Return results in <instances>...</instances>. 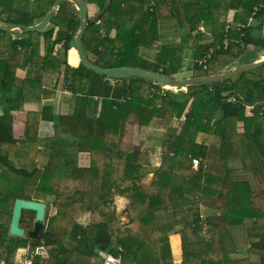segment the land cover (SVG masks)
I'll return each instance as SVG.
<instances>
[{
  "label": "trees",
  "instance_id": "1",
  "mask_svg": "<svg viewBox=\"0 0 264 264\" xmlns=\"http://www.w3.org/2000/svg\"><path fill=\"white\" fill-rule=\"evenodd\" d=\"M105 1L85 0L97 13ZM70 4L45 31L20 39L0 31V261L17 264L22 250L44 245L37 264H104L89 245L107 236L120 264H264V65L167 94L146 79L100 75L69 60L80 26ZM261 4L254 26L237 29ZM51 8L50 0H0V20L33 25ZM263 21L264 0H111L83 45L102 68L176 78L191 60L189 68L211 75L220 57L264 47ZM121 25L128 28L118 32ZM208 48L205 70L198 58ZM151 128L165 134L157 162L143 146ZM117 197L143 210L124 220L111 209ZM17 198L52 206L41 239L8 234ZM184 199L189 205L175 204ZM201 205L213 214L202 217ZM34 221L22 215L24 228ZM198 227L207 238L189 242ZM137 230L139 240L124 239Z\"/></svg>",
  "mask_w": 264,
  "mask_h": 264
},
{
  "label": "water",
  "instance_id": "2",
  "mask_svg": "<svg viewBox=\"0 0 264 264\" xmlns=\"http://www.w3.org/2000/svg\"><path fill=\"white\" fill-rule=\"evenodd\" d=\"M52 8L48 13L34 25H23L8 21L0 20V31L10 34H25L30 32L45 31L51 24L56 15H61L65 11V3H71L77 10L80 20V26L74 36V46L78 60L92 71L104 76L114 77H137L146 79L157 84H164L178 89L186 90L187 88L202 84L215 83L225 81L250 70L256 69L264 65V55L259 58V53L264 49L262 46H254L245 50L238 59V63L231 70L222 71L216 74L197 75L189 78H169L164 75L156 74L150 71L131 68V67H115L102 68L95 65L86 55L83 37L87 32L88 26L99 22V20L107 13L111 0H106L103 8L91 20L89 19L88 5L85 0H54ZM263 39H264V21H263ZM23 211H30L35 213L34 226L32 228H24L21 224ZM52 212V206L45 202L36 200H27L17 198L13 206L11 223L8 234L15 237H25L28 239L39 240L42 238L45 222ZM124 220H130L131 216L128 210L123 211ZM108 237H99L91 241L89 247L93 249L95 255H98L100 260H105L110 255V249L107 247Z\"/></svg>",
  "mask_w": 264,
  "mask_h": 264
},
{
  "label": "rangeland",
  "instance_id": "3",
  "mask_svg": "<svg viewBox=\"0 0 264 264\" xmlns=\"http://www.w3.org/2000/svg\"><path fill=\"white\" fill-rule=\"evenodd\" d=\"M53 1L54 0H51L50 2L52 3ZM69 7L74 8L71 5ZM69 7H67V8H69ZM88 10H89V19L91 20L95 16L94 14H96L98 10L94 6V4H89L88 5ZM51 25H52V23H51ZM127 28H128L127 25H121L120 28L118 29V31L122 32L123 30H126ZM218 28H219V26L217 24H215L214 31H217ZM258 33H259V36H262V31H258ZM58 50L60 52L59 53L60 54L59 57L62 60L63 58H65L64 48L62 47V48H59ZM149 53L150 54H154L153 52H149ZM259 55L260 56L264 55V49L260 52ZM108 59L112 60V58L110 56L108 57ZM69 60L72 63H77V61H78V57L76 55L75 46L70 51ZM237 63H238V61L233 56H229V55L222 56V57H220V59L218 61L217 68L215 69V72L216 73H220L222 71H227L228 68L236 66ZM188 65L189 64L185 65V67L177 75L176 79H178V78L195 77L197 75H205V74H203L204 73L203 71L196 72L194 69L189 68ZM22 75H24V72L22 73ZM62 98L64 99V94L63 93H62ZM29 107H32V106H29ZM73 138H74V140L76 139L75 136ZM164 138H165V134H164L163 131H159V130H155L154 128H151L150 134L148 133V140L143 143V146H144L145 149L151 151V153L154 154V155L157 154V156L155 158L156 162L159 161L158 150H159V147L162 144V141H163ZM42 154H43V156H42V158L40 160V165L41 166H43V164H45L47 162V155H45L47 153L42 151ZM80 159H81L80 162L83 163V164H85L89 160L87 155H82ZM42 170L43 169L40 168L39 174L42 173ZM150 176H152V174H150ZM175 204L180 205V206H187V205H189V201L184 199V200L176 201ZM125 205L122 206L121 204H118L117 201H116L114 208H111V209L112 210H117V212L120 213V212H123L124 210H126V208L124 209ZM135 205H138V203L135 202ZM134 209H135V206H131L130 207L131 216L136 215V213H134ZM142 210H143V207H140L139 211H142ZM211 214H213V212L210 211L207 214V216L211 215ZM22 215L24 216L26 221H27V218H32L33 216H35V214L33 212H29V211H25V212L23 211ZM171 218H172V216H167V217L163 218L162 221L165 222V221H168ZM122 220H123V218H122ZM81 221L83 223H86V222L89 221V217H87L85 215V216H83L81 218ZM20 225L23 227L25 224L23 222H21ZM45 225H46V222H45ZM44 229H45V226H44ZM43 232H44V230H43ZM189 233H190L189 240H191V242H199V241H203V240H205L207 238V232H206V229L204 227L192 228V229H190ZM139 237H141V233H140V231L137 230L130 237H126L124 239L126 241H128L129 243H132L134 241L139 240L140 239ZM241 250L243 252L246 251L245 246L243 244L241 245ZM23 251L24 250H22L19 253L18 258L16 259V261H21L24 258V253L25 252H23Z\"/></svg>",
  "mask_w": 264,
  "mask_h": 264
},
{
  "label": "built area",
  "instance_id": "4",
  "mask_svg": "<svg viewBox=\"0 0 264 264\" xmlns=\"http://www.w3.org/2000/svg\"><path fill=\"white\" fill-rule=\"evenodd\" d=\"M262 7V4L259 5L258 7H255L254 10H253V13H252V16L245 22H242L241 24L237 25V29H241L242 27H249V28H252L254 25V21H255V17L256 15L258 14L259 12V9ZM228 28V27H227ZM199 30L202 32V33H205L207 35H210L211 33L208 32L204 25H200L199 27ZM213 51V48H208V49H203L202 50V55L198 58V63L200 66H203V68L206 70L207 67H206V64H207V60L211 54V52ZM187 62L189 61H185V63L187 64ZM111 84L112 85H115L116 84V80L115 79H112L111 81ZM160 87H161V93L162 94H167V92L169 91H174V92H178L179 90L181 89H178V88H174V87H171V86H167V85H164V84H159ZM158 91L153 88L152 89V93H157ZM123 99H121L120 101H122ZM232 101H236V97H233L232 98ZM253 108V106H250V110ZM185 119V116L182 117V120ZM191 134V135H190ZM198 137H199V134L196 130H190V132L188 133L187 135V138L192 141V142H196L198 140ZM191 165L192 167L194 168H200L202 163H201V159L200 158H192L191 160ZM200 209H203V206L201 205L200 206ZM202 217H206V215L202 214ZM23 252L24 253V258L21 260V261H18L17 264H37V259L43 257L46 255L47 253V250H46V247L44 245H40V246H37L36 248L34 249H25ZM0 264H5L4 262H1L0 261ZM104 264H120V258H116V257H113L111 254L108 256L107 259L104 260Z\"/></svg>",
  "mask_w": 264,
  "mask_h": 264
},
{
  "label": "crops",
  "instance_id": "5",
  "mask_svg": "<svg viewBox=\"0 0 264 264\" xmlns=\"http://www.w3.org/2000/svg\"><path fill=\"white\" fill-rule=\"evenodd\" d=\"M215 28V27H214ZM119 32V31H118ZM263 33V32H262ZM264 48V47H263ZM260 54V53H259ZM189 58H191V56L190 57H188L187 59H189ZM187 61H189V62H191V60H187ZM2 113V108L0 107V114ZM39 126H40V129H41V127H42V125H41V123L39 124ZM63 136L64 135H62V140H64L66 143H73L74 142V136H67V140H65L64 138H63ZM116 201H117V203L118 204H121L122 206H124L125 204V207H124V209L126 208L127 210H128V212L130 213V207L131 206H135V209H134V212H138L139 210H140V205H135V203L133 202V200L132 199H126V198H122V197H117L116 198ZM126 202L125 204H123V202ZM122 202V203H121ZM121 206V207H122ZM211 210H209L208 208H205V207H203V209H201V214H204V215H206L207 216V214L210 212ZM49 217V216H48ZM48 219V218H47ZM188 231H190V230H188ZM140 238V237H139ZM138 238V239H139ZM189 238H190V233H189ZM188 238V239H189ZM189 242H191V240H189ZM96 257H98L99 258V256H97V255H95ZM93 264H95L94 262H93Z\"/></svg>",
  "mask_w": 264,
  "mask_h": 264
},
{
  "label": "flooded vegetation",
  "instance_id": "6",
  "mask_svg": "<svg viewBox=\"0 0 264 264\" xmlns=\"http://www.w3.org/2000/svg\"><path fill=\"white\" fill-rule=\"evenodd\" d=\"M50 1H51V0H50ZM53 4H54V3L52 2V6H53ZM70 5L73 7L72 4H70ZM78 16H79V15H78ZM5 17H6V15H5ZM5 17H4V18H5ZM1 20H2V21H5V20H3V19H1ZM13 23H14V22H13ZM37 23H38V22H37ZM35 24H36V23H35ZM23 25H25V24H23ZM33 25H34V24H33ZM49 27H50V26H49ZM49 27H48V28H49ZM48 28H47V29H48ZM47 29H46V30H47ZM41 32H42V31H41ZM20 35H21V34H10L9 36H10L11 38H13V39H20V37H21ZM56 52L60 53L59 50H57ZM236 59H237V58H236ZM238 59H239V58H238ZM238 59H237V61H238ZM231 69H233V67L228 68V70H231ZM1 108H2V107H1ZM2 112H3V111H2ZM33 226H34V225H33ZM97 256H98V255H97ZM99 261L102 262V263H104V260L101 261L100 258H99Z\"/></svg>",
  "mask_w": 264,
  "mask_h": 264
},
{
  "label": "bare ground",
  "instance_id": "7",
  "mask_svg": "<svg viewBox=\"0 0 264 264\" xmlns=\"http://www.w3.org/2000/svg\"><path fill=\"white\" fill-rule=\"evenodd\" d=\"M97 14H98V13H97ZM97 14H95V16H96ZM259 58H261V56H260V55H259ZM190 135H191V134H190ZM122 202H123V201H122ZM122 202H121V203H122ZM125 203H126V202H123V204H125Z\"/></svg>",
  "mask_w": 264,
  "mask_h": 264
}]
</instances>
